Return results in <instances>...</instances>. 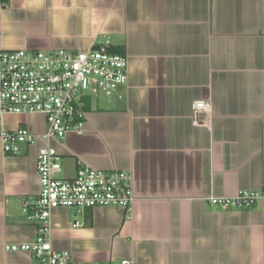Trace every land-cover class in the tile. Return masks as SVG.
<instances>
[{"label":"crops","instance_id":"crops-1","mask_svg":"<svg viewBox=\"0 0 264 264\" xmlns=\"http://www.w3.org/2000/svg\"><path fill=\"white\" fill-rule=\"evenodd\" d=\"M4 50L83 52L109 36L127 58L123 100H85L82 135L53 143L64 179L76 161L131 174L129 211L51 213L54 251L78 264H264V202L221 211L208 196L264 187V0H2ZM210 102L193 126L191 104ZM45 130L38 115L7 130ZM40 144L0 145V264H40L26 252L36 226L23 200L38 194Z\"/></svg>","mask_w":264,"mask_h":264},{"label":"built area","instance_id":"built-area-1","mask_svg":"<svg viewBox=\"0 0 264 264\" xmlns=\"http://www.w3.org/2000/svg\"><path fill=\"white\" fill-rule=\"evenodd\" d=\"M3 5L0 0V9ZM0 32V145L3 154L17 156L23 147L40 144L35 170L38 194L23 200L27 222L36 226L28 243L4 247L9 252H26L40 264H78L70 252L54 251L51 245V213L58 208L77 212L96 208L129 211L134 202L132 176L126 172H104L76 161L72 179L61 177V157L53 143L63 144L67 135L80 136L85 125V100L93 93L107 101H122L127 84V58L111 53V39L101 36L83 52L58 50H4ZM211 110L210 102L191 104L192 125H206L199 116ZM38 115L45 130L32 133L23 126L7 130L8 117ZM205 201L221 211L251 209L264 202V187L238 191L233 196H208ZM133 264L132 260L118 263Z\"/></svg>","mask_w":264,"mask_h":264},{"label":"rangeland","instance_id":"rangeland-1","mask_svg":"<svg viewBox=\"0 0 264 264\" xmlns=\"http://www.w3.org/2000/svg\"><path fill=\"white\" fill-rule=\"evenodd\" d=\"M89 98H90V100L92 101V102H95V101H97V100H105V98L102 96V95H100V94H95V93H93V94H91L90 96H89Z\"/></svg>","mask_w":264,"mask_h":264},{"label":"trees","instance_id":"trees-1","mask_svg":"<svg viewBox=\"0 0 264 264\" xmlns=\"http://www.w3.org/2000/svg\"><path fill=\"white\" fill-rule=\"evenodd\" d=\"M110 52L111 53H115V54H120V55H123L120 51H118V50H114V49H110Z\"/></svg>","mask_w":264,"mask_h":264}]
</instances>
